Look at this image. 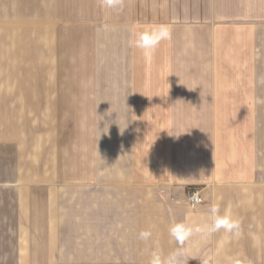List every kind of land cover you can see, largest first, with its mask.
I'll return each instance as SVG.
<instances>
[{"label":"crops","instance_id":"crops-1","mask_svg":"<svg viewBox=\"0 0 264 264\" xmlns=\"http://www.w3.org/2000/svg\"><path fill=\"white\" fill-rule=\"evenodd\" d=\"M58 22L87 32L63 59ZM0 40L1 264H264V0H0ZM213 206L238 234L195 231Z\"/></svg>","mask_w":264,"mask_h":264},{"label":"clouds","instance_id":"clouds-1","mask_svg":"<svg viewBox=\"0 0 264 264\" xmlns=\"http://www.w3.org/2000/svg\"><path fill=\"white\" fill-rule=\"evenodd\" d=\"M120 0H102V6L107 8L119 7ZM170 31L166 26H158L152 28L151 30L139 33L137 38L133 42L134 46L140 48L144 51L146 56H151L155 48L160 44L161 41L170 38ZM218 208L213 206L211 208L212 213V223L208 225H203L197 227L195 231L212 233L220 229H224L227 232H237L239 229V221L233 220L230 217H221L217 215ZM193 232V228L184 224L183 222H176L170 226L169 234L178 243H182L184 240L188 239ZM151 236L148 231H141L139 233V238L142 240H147ZM183 253L181 251H175L170 253L167 257H162L158 252H154L149 260V264H181V258Z\"/></svg>","mask_w":264,"mask_h":264},{"label":"rangeland","instance_id":"rangeland-1","mask_svg":"<svg viewBox=\"0 0 264 264\" xmlns=\"http://www.w3.org/2000/svg\"><path fill=\"white\" fill-rule=\"evenodd\" d=\"M59 22H58V31H57V49H58L57 57L60 56L63 59L66 56V55L64 56V54H63L64 51H66V52L69 51V52L73 53V51L76 49L80 50V46L77 47V43H79V45H80V42L82 41V38H81L82 34H86L87 32H81L78 30L68 29L63 23L60 24ZM0 43H1V40H0ZM59 50L62 52V55L59 54ZM87 51H89V48L88 49L86 48L85 52H87ZM68 55L72 56V54L71 55L68 54ZM67 66L64 63H60V62L58 63V67H57V71H56V78L66 80V83L68 80L69 81L68 84L71 85V86H69V90H73L75 95L76 94L80 95L81 93H79V92H81V89H79V87L75 86V80H77V79H88L90 77V75L93 73L88 72V71L72 70L71 68L69 69V66L68 67ZM76 66H79V65L76 64ZM19 74H22L24 76H26V75L31 76V72H27V71H22ZM104 77L105 78H111V72H109V74H106L104 72ZM87 89L91 90V88H84L85 91ZM90 90L86 91L84 93L91 94L93 92L94 88H93V90H91V91ZM76 91H79V92H76ZM56 105L60 111L61 110L64 111L65 107H67V111H68V110H71L73 107L78 106L80 104L79 103L71 104V103H65L64 102V103H58ZM68 107H70V109H68ZM75 111H73L72 114H75L74 113ZM73 116L74 117L72 119H57V126H63L65 124L67 126L71 125L72 127L78 126L77 122L79 121V119L75 118V115H73ZM107 121L108 120H106V122ZM109 122L111 123V120H109ZM10 206H11V201H10ZM0 235H1V233H0ZM232 258L235 259L238 257H232ZM9 264H17V263L10 262ZM211 264H213V263H211ZM215 264H244V263H241L239 261H233L231 263L217 262Z\"/></svg>","mask_w":264,"mask_h":264},{"label":"built area","instance_id":"built-area-1","mask_svg":"<svg viewBox=\"0 0 264 264\" xmlns=\"http://www.w3.org/2000/svg\"><path fill=\"white\" fill-rule=\"evenodd\" d=\"M187 201L190 206L199 205L202 203V199L200 198L199 191L195 189H190L187 192Z\"/></svg>","mask_w":264,"mask_h":264}]
</instances>
